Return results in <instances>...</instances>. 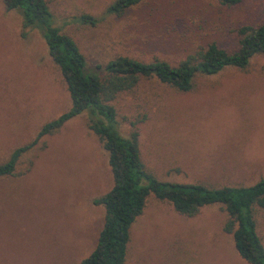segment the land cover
<instances>
[{
  "label": "rangeland",
  "instance_id": "obj_1",
  "mask_svg": "<svg viewBox=\"0 0 264 264\" xmlns=\"http://www.w3.org/2000/svg\"><path fill=\"white\" fill-rule=\"evenodd\" d=\"M46 1L89 71L117 56L177 65L210 42L233 51L239 27L264 24V0H143L120 15L105 13L114 0ZM81 13L100 20L64 24ZM111 103L120 133L137 130L141 160L158 179L219 187L264 178V53L243 69L198 74L186 92L143 77ZM70 104L39 31L24 29L20 12L0 0V164ZM112 185L86 112L44 135L13 174L0 175V264H80L104 222L93 200ZM226 217L215 204L188 217L150 196L130 227L124 264H248L223 230ZM254 218L264 244V208Z\"/></svg>",
  "mask_w": 264,
  "mask_h": 264
},
{
  "label": "trees",
  "instance_id": "obj_2",
  "mask_svg": "<svg viewBox=\"0 0 264 264\" xmlns=\"http://www.w3.org/2000/svg\"><path fill=\"white\" fill-rule=\"evenodd\" d=\"M143 0H114L105 13L120 15ZM232 7L241 0H218ZM7 10H18L24 29L39 31L53 62L58 66L70 97V107L46 122L29 143L18 146L0 164V175L13 174L17 159L48 134L56 132L67 120L86 112L88 127L99 138L108 156L113 185L93 204L104 207V222L96 245L80 264H124L130 227L142 213L150 196L166 201L179 214L192 217L201 208L219 205L226 213L223 230L231 234L238 255L248 264H264V244L257 232L254 209L264 208V178L250 185L210 187L198 182H172L158 179L146 170L139 152L138 132L129 136L118 129L115 97L132 89L141 78L154 77L182 92L190 91L196 75H212L226 67H247L250 59L264 53V24L237 29L238 46L233 51L216 42L207 43L177 65L155 58L144 62L117 56L97 71H89L86 58L74 39L55 22L46 0H2ZM99 18L81 13L65 20L94 26Z\"/></svg>",
  "mask_w": 264,
  "mask_h": 264
}]
</instances>
